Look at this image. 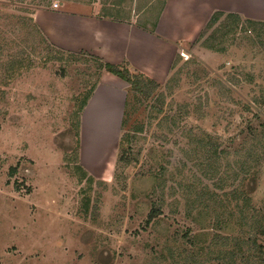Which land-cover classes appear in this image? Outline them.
I'll use <instances>...</instances> for the list:
<instances>
[{
	"label": "rangeland",
	"instance_id": "374dc122",
	"mask_svg": "<svg viewBox=\"0 0 264 264\" xmlns=\"http://www.w3.org/2000/svg\"><path fill=\"white\" fill-rule=\"evenodd\" d=\"M164 1L0 0V264H256L248 239L264 252V25L219 12L207 30L214 12L150 100L121 80L119 100L102 92L88 111L102 59L35 20L56 4L150 27Z\"/></svg>",
	"mask_w": 264,
	"mask_h": 264
},
{
	"label": "crops",
	"instance_id": "0c3cea01",
	"mask_svg": "<svg viewBox=\"0 0 264 264\" xmlns=\"http://www.w3.org/2000/svg\"><path fill=\"white\" fill-rule=\"evenodd\" d=\"M214 12L264 23V0H165L153 29L133 21L71 15L54 9L38 13L35 20L56 46L86 51L111 65L126 63L130 72L160 83L167 78L180 44L193 41ZM123 86L120 79L103 72L85 109H92L102 92L103 98L119 100ZM102 105L100 102L98 109Z\"/></svg>",
	"mask_w": 264,
	"mask_h": 264
},
{
	"label": "trees",
	"instance_id": "16d2710c",
	"mask_svg": "<svg viewBox=\"0 0 264 264\" xmlns=\"http://www.w3.org/2000/svg\"><path fill=\"white\" fill-rule=\"evenodd\" d=\"M165 2V1H164ZM164 5V3H163ZM162 5V7H163ZM161 7V8H162ZM161 10V9H160ZM224 15L222 13H219V12H216L212 15V17L210 18V20L207 22L206 26H205V29H210L212 28L218 21L221 17H223ZM226 18L230 20V22L234 25V26H237L241 19L237 16V15H234V14H228L226 15ZM113 20H119L118 18H112ZM245 22H247V24H262L264 25V23H261V22H254V21H249V20H244ZM154 24V23H153ZM153 24H152V29H153ZM204 48L208 49V50H215V49H210L209 47H206L204 46ZM101 68L103 70V72H106L110 75H113L115 77H117L118 79L122 80L123 82H125L130 90L134 93V95L138 96L139 99H142L144 101H148L150 100L152 97H153V94L159 89V85L154 82L153 80H150L146 77H144L143 75H140V74H131L129 71H128V65L126 63H122L121 65H111V64H108V63H105V62H101ZM176 65V64H175ZM172 69V68H171ZM86 102L83 104L84 106L86 105ZM83 106V107H84ZM207 144H208V147L210 148L211 151H213V155H217V151H218V146H217V143L213 140H211L212 138L207 136ZM210 151H208L209 153ZM117 162H123L124 164H128L130 162L129 158L126 157V154L125 152H122L121 155L119 156ZM252 162H256V160L254 159L253 155L251 154H247V156L245 157V160L242 161V163L238 166L237 164H235V169H231L229 170V173L231 174V178L232 177H237L239 176V174H242V175H248L251 168H252ZM249 171V172H248ZM248 172V173H247ZM225 179L222 178V176H220L218 178V190L219 188H221V183L224 182ZM235 181V180H234ZM233 181V182H234ZM217 188L215 187V190ZM215 190H214V193H211L212 195H217L215 193ZM211 192V191H210ZM210 194H208L209 196ZM229 195V197H228ZM228 195H225L227 199V201H230L232 203H241L243 205L245 204H249V200L247 199V197H245L243 195L242 192H240L239 190L237 189H232ZM211 199H217L218 197L217 196H214V197H210ZM234 204V208H236L238 210V212H240L241 214L244 213V211H242V209L237 205V204ZM244 207L247 208V206L245 205ZM152 214H150L148 217V221L151 220V217ZM263 227H260V235H264V224H262ZM245 246V251H244V254H243V257L247 258L248 260H251L253 261L252 259L255 258V262L256 264H264V252L262 251L263 249L261 248V246L257 245V242L255 240H250L248 239V241L242 243V246L239 247L240 249L239 250V253H241L243 251V248ZM230 254V259H233L235 257V255L233 253H228ZM255 264V263H253Z\"/></svg>",
	"mask_w": 264,
	"mask_h": 264
},
{
	"label": "built area",
	"instance_id": "2783aa9c",
	"mask_svg": "<svg viewBox=\"0 0 264 264\" xmlns=\"http://www.w3.org/2000/svg\"><path fill=\"white\" fill-rule=\"evenodd\" d=\"M58 8V5H53V9H57Z\"/></svg>",
	"mask_w": 264,
	"mask_h": 264
}]
</instances>
